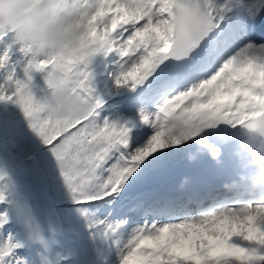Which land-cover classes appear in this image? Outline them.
Here are the masks:
<instances>
[{
    "label": "snow or ice",
    "instance_id": "1",
    "mask_svg": "<svg viewBox=\"0 0 264 264\" xmlns=\"http://www.w3.org/2000/svg\"><path fill=\"white\" fill-rule=\"evenodd\" d=\"M75 2L81 55L0 36V264H264V197L229 167L161 187L264 115V0ZM57 89L85 111L50 116Z\"/></svg>",
    "mask_w": 264,
    "mask_h": 264
},
{
    "label": "clouds",
    "instance_id": "2",
    "mask_svg": "<svg viewBox=\"0 0 264 264\" xmlns=\"http://www.w3.org/2000/svg\"><path fill=\"white\" fill-rule=\"evenodd\" d=\"M85 30L75 0H0V36L41 52L81 55ZM78 111H85L79 96L66 89L52 94L50 116L69 118ZM170 127L176 135L188 130L180 116L171 119ZM194 143L218 168L231 169L223 182L226 191L264 197V115L232 130L226 144H210L205 134ZM194 159L189 157L190 162Z\"/></svg>",
    "mask_w": 264,
    "mask_h": 264
},
{
    "label": "bare ground",
    "instance_id": "3",
    "mask_svg": "<svg viewBox=\"0 0 264 264\" xmlns=\"http://www.w3.org/2000/svg\"><path fill=\"white\" fill-rule=\"evenodd\" d=\"M203 160L204 159L190 162L186 158L179 159L176 162H174V164L172 165L171 172L180 171V172L186 173V171H188L189 169L194 168V167H196L198 165H201ZM179 177H182V176H179ZM197 178L198 179L201 178V175H198ZM195 179H196V177H195Z\"/></svg>",
    "mask_w": 264,
    "mask_h": 264
}]
</instances>
